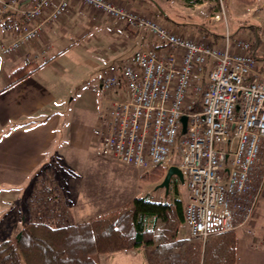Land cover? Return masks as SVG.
Masks as SVG:
<instances>
[{
    "label": "built area",
    "instance_id": "obj_1",
    "mask_svg": "<svg viewBox=\"0 0 264 264\" xmlns=\"http://www.w3.org/2000/svg\"><path fill=\"white\" fill-rule=\"evenodd\" d=\"M207 1L226 14L224 0ZM73 2L150 34L157 45L104 72L100 89L118 95L99 114L97 154L147 171L177 157L171 164L188 181L191 236L252 223L264 191V60L252 41L228 29L216 40L186 36L115 0H0V28L10 37L1 52L18 53Z\"/></svg>",
    "mask_w": 264,
    "mask_h": 264
},
{
    "label": "crops",
    "instance_id": "obj_2",
    "mask_svg": "<svg viewBox=\"0 0 264 264\" xmlns=\"http://www.w3.org/2000/svg\"><path fill=\"white\" fill-rule=\"evenodd\" d=\"M115 1L138 12L152 14L179 33L194 37L188 31L183 32L181 25L166 8L161 7L163 10L158 14L151 0ZM178 1L188 3L186 0ZM259 1L262 2L260 8L264 11V0ZM206 3L207 1L195 5L199 7ZM210 5L211 11L216 8L211 2ZM250 22L262 25L264 30V16L262 21ZM193 33L196 36L206 34L200 29ZM4 39L9 40V37L1 33L0 41ZM155 46L156 40L150 34L73 2L61 19L44 27L38 39L24 45L13 56L5 57V62L0 63V220L10 215L12 218L14 215L13 221L19 218L20 221L23 220L21 210L17 207L24 204L19 200L13 201L20 196L21 199L25 188L46 168L61 178L59 184L71 199L72 209L84 206L81 190L74 189L73 192L70 186H66L67 178L73 175V167L86 170L93 178L94 186L86 199L93 208L106 209V212L123 203L121 193L109 180L119 179V173L115 172L119 161L102 157L97 161L87 162L84 156L96 137L99 114L109 106L111 98L108 105L103 106L100 111L96 103L95 109L92 108L94 111L89 109L91 116L83 121L78 120L77 116L68 118L67 113L71 108H79L78 99L80 101L85 93L96 94L95 89L100 92L104 73L96 88L94 85L85 88L81 95L72 97L66 106L65 101L77 88L74 85L76 82H72L76 78L73 77L75 69L71 63H78L77 59H83L85 55L89 59H96L101 55L103 60L110 59V56L122 58L118 65H123L132 59L137 50ZM68 56L72 58L66 59ZM68 60L70 62L67 63ZM28 63L41 66L27 77L14 82L17 78L15 70ZM108 93L115 98L118 95L112 91ZM171 163L166 168L173 165ZM112 175L114 176L110 177ZM77 222L81 221L77 219ZM180 235L186 237L181 232ZM135 252L144 256L142 251ZM99 260L101 263L103 256ZM236 264H264V242L256 245L254 238H248L244 233L237 234Z\"/></svg>",
    "mask_w": 264,
    "mask_h": 264
},
{
    "label": "trees",
    "instance_id": "obj_3",
    "mask_svg": "<svg viewBox=\"0 0 264 264\" xmlns=\"http://www.w3.org/2000/svg\"><path fill=\"white\" fill-rule=\"evenodd\" d=\"M186 1L190 5L206 2ZM217 10L216 6L213 11ZM242 27L252 31L248 37L252 50L263 61L264 52L260 49L263 26L250 23ZM219 37L215 34L213 39ZM40 66L31 63L18 67L14 82ZM159 169L154 168L153 173H164ZM49 194L58 198L53 190ZM184 206L177 197L165 203L134 197L122 207L77 223L62 216L64 209H58L60 212L50 221L23 217L22 227L13 238L0 237V264H101L95 255L131 250L142 251L148 264H236L235 230L212 234L206 239L180 235L185 224Z\"/></svg>",
    "mask_w": 264,
    "mask_h": 264
},
{
    "label": "rangeland",
    "instance_id": "obj_4",
    "mask_svg": "<svg viewBox=\"0 0 264 264\" xmlns=\"http://www.w3.org/2000/svg\"><path fill=\"white\" fill-rule=\"evenodd\" d=\"M224 3L226 14L222 15L219 9L216 12L213 10L211 11V5L209 1H207V3L203 6L197 7L196 5H190L188 3H179L178 0H151V4L157 10L158 14H161V10H163L162 8H166L167 11L172 14V18H174V20H176L181 25L183 32L188 31L194 37H196V33L193 32L196 29H200L201 32H205L207 35L209 34L208 36L210 38H213L215 34L222 36L227 29L235 37H250L252 35L250 28L242 26L245 24H250L251 20H263L264 11L262 8H260L262 2L259 0H253L248 3H244L240 0H224ZM251 8H253V10H251ZM216 13L221 14L219 19L215 17ZM1 33L3 35L5 34L3 33L2 29L0 31V35ZM2 41H5V39L1 40L0 42ZM5 57H7V55H4L0 50V63L5 62ZM65 58L70 59L72 56ZM122 60V58L113 56H110V59L108 60H103L101 55L96 59H89V57L85 55L83 59H77L78 63L73 61L71 66L75 69L73 72V77L76 79L72 82L73 84L76 82L74 85L77 86V88L74 90L71 97L65 101L66 106L72 97L76 98L78 95H81L85 88L91 87L93 85L95 87L98 85V80L100 76L106 71V69L109 66L118 65V63L122 62ZM68 62H70V60H68L67 63ZM29 64L31 63H28V65ZM94 91L96 94H93L92 92L85 93V96L80 101L78 99L79 108H71L68 110V118H74V116H77L78 120L83 121L86 119V117L91 116L89 109H95L96 103L98 106L97 109L100 111L103 106L105 107V105H108V100H110V98H115V96L111 95L110 93L105 94L101 89H99L100 92H97L96 89ZM96 146L97 138L95 137L93 139L91 148L88 149V152H86V155H84L87 162L94 160L97 161V159L102 158V156L97 154ZM169 162L179 163V159L172 156L168 163ZM119 163L120 164L117 166V170L115 169V172L119 173V179L109 178L110 184L114 188L118 189V191L121 193L123 203L126 202L125 204H120L121 206L119 205V207L126 205L134 197H146L150 201L164 203L170 202L175 197H177L184 203V205L187 204L189 195L187 178H185V181H181L177 176H173L170 181L169 189L167 190L165 187L160 186L165 176L164 173H153L154 168L147 171L142 168L124 164L120 161ZM166 166L167 165H163L160 167V169L165 170ZM73 169V175L71 174L67 178L66 183L68 184L66 186H70L73 192L75 191L74 189L78 191L81 190L80 195H82L84 199L83 207H74L72 209L71 199L69 198L68 194L65 193L62 188H60L61 178L56 177L52 170L46 168L43 169L41 173L36 175L29 186L25 188L22 198L20 199V196L18 199L13 201L14 203L19 200L22 204H24L21 207H17L21 210V217H24V219L27 218L29 220H33L34 217H38V219L42 217L50 221L53 220L52 216L60 212L58 209H64L62 216L67 220H70V222L77 223V219L80 221H85L90 219L92 216L102 214V212L105 213L104 211L106 209L93 208L90 202L86 200L88 199L91 188L94 186L93 178L86 172V170H77L74 167ZM68 172H70V170H68ZM113 176L114 175L110 177ZM63 182L65 184L64 178ZM99 187H101V185ZM52 190L54 195H58V198L54 199L51 197L49 193ZM119 207L111 208L108 211ZM13 218L12 215H10L6 219L2 218L0 220L1 238H13L21 229L22 221H20V218L17 221H13ZM248 228H252V233L247 232ZM180 232L182 235L189 236V231L185 224L181 226ZM235 232L236 234L244 233L248 238H254L256 245H262V242H264V191L262 192V197L260 199L259 207L253 222L248 223L244 227L236 229ZM135 251L136 250H131L128 252L120 251L115 252V254L112 253L102 255L103 261H101V263L148 264L145 261L144 256L142 254H138ZM102 256L95 255V258L99 260V257Z\"/></svg>",
    "mask_w": 264,
    "mask_h": 264
},
{
    "label": "water",
    "instance_id": "obj_5",
    "mask_svg": "<svg viewBox=\"0 0 264 264\" xmlns=\"http://www.w3.org/2000/svg\"><path fill=\"white\" fill-rule=\"evenodd\" d=\"M182 122H183V133L186 132V125H187V116L182 117ZM173 176H177L181 181H185L183 172L177 165H171L167 168L165 176L163 178V181L161 182L160 186L165 187L167 190L169 189L170 186V181Z\"/></svg>",
    "mask_w": 264,
    "mask_h": 264
},
{
    "label": "flooded vegetation",
    "instance_id": "obj_6",
    "mask_svg": "<svg viewBox=\"0 0 264 264\" xmlns=\"http://www.w3.org/2000/svg\"><path fill=\"white\" fill-rule=\"evenodd\" d=\"M166 170H167V168H165V170H164V175H165V173H166Z\"/></svg>",
    "mask_w": 264,
    "mask_h": 264
},
{
    "label": "bare ground",
    "instance_id": "obj_7",
    "mask_svg": "<svg viewBox=\"0 0 264 264\" xmlns=\"http://www.w3.org/2000/svg\"><path fill=\"white\" fill-rule=\"evenodd\" d=\"M171 166V165H170Z\"/></svg>",
    "mask_w": 264,
    "mask_h": 264
}]
</instances>
